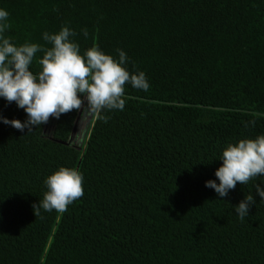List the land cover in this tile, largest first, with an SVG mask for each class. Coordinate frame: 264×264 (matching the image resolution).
I'll use <instances>...</instances> for the list:
<instances>
[{
  "label": "trees",
  "instance_id": "trees-1",
  "mask_svg": "<svg viewBox=\"0 0 264 264\" xmlns=\"http://www.w3.org/2000/svg\"><path fill=\"white\" fill-rule=\"evenodd\" d=\"M0 7L15 44L44 45L43 32L66 25L82 52L123 49L129 70L150 83L126 85L124 110L80 132L83 107L30 132L0 122V264H264V200L254 189L264 177L223 199L205 186L227 143L264 133V0ZM0 115L26 119L3 98ZM60 166L83 173L84 195L63 214L35 216L44 180ZM250 194L256 203L241 221L235 208Z\"/></svg>",
  "mask_w": 264,
  "mask_h": 264
},
{
  "label": "clouds",
  "instance_id": "clouds-1",
  "mask_svg": "<svg viewBox=\"0 0 264 264\" xmlns=\"http://www.w3.org/2000/svg\"><path fill=\"white\" fill-rule=\"evenodd\" d=\"M9 15L0 7V98L9 104L15 102L26 113V119L0 115L3 124L22 133L25 129L30 132L50 118L59 119L82 107L94 119L106 123V112L124 110L128 99L126 85L143 91L150 88L144 71L129 70L130 58L123 49H117L118 57L106 53L98 44L82 52L74 39L76 32L66 25L58 32H43L44 45L15 44L5 35L11 27ZM82 31L87 37L88 30ZM37 53L43 55L37 57ZM34 61L39 65L38 71L33 70ZM218 159L222 164L215 170L217 179L206 180L205 186L223 199L238 182L244 185L264 177V133L227 143ZM44 184L47 190L43 198L32 205L35 216L41 210L63 214L84 195V175L74 167H58ZM254 189L255 195L264 200V179L255 183ZM255 203V196L250 194L236 205L241 221L250 215L249 209Z\"/></svg>",
  "mask_w": 264,
  "mask_h": 264
},
{
  "label": "rangeland",
  "instance_id": "rangeland-1",
  "mask_svg": "<svg viewBox=\"0 0 264 264\" xmlns=\"http://www.w3.org/2000/svg\"><path fill=\"white\" fill-rule=\"evenodd\" d=\"M93 121V117L88 113L87 110H84L83 115H82V119L80 120V125H79V132L83 129L87 130V126L89 124V122ZM84 126V127H83ZM82 128V129H81ZM82 134V132L80 133ZM80 139V138H79ZM78 139V141H79Z\"/></svg>",
  "mask_w": 264,
  "mask_h": 264
}]
</instances>
